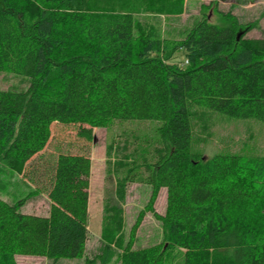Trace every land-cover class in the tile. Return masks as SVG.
<instances>
[{
    "label": "trees",
    "instance_id": "1",
    "mask_svg": "<svg viewBox=\"0 0 264 264\" xmlns=\"http://www.w3.org/2000/svg\"><path fill=\"white\" fill-rule=\"evenodd\" d=\"M87 2L0 0V71L29 80L25 90L0 89L2 170L24 172L41 149L26 128L45 134L39 121L157 122L156 155L144 182L151 189L146 210L163 239L134 247L141 210L120 264H163L179 248L182 264H264V156L208 157L194 149L192 134L195 107L264 122V38L246 37L250 26L240 30L235 20L218 24L203 15L170 51L151 54V38L136 46L130 12ZM66 8L74 14L65 30L58 9ZM177 49L183 60L176 61ZM162 188L165 209L158 213ZM30 194L14 201L0 195V264H18L16 256L53 263L81 257L89 238L84 218L54 202L46 214L22 212Z\"/></svg>",
    "mask_w": 264,
    "mask_h": 264
},
{
    "label": "rangeland",
    "instance_id": "2",
    "mask_svg": "<svg viewBox=\"0 0 264 264\" xmlns=\"http://www.w3.org/2000/svg\"><path fill=\"white\" fill-rule=\"evenodd\" d=\"M111 11L130 12L135 22L136 46L151 38V54L170 51L203 15L213 23L231 19L239 29L250 26L245 36L264 38V0H87ZM228 13L221 17L219 12ZM60 19L71 20L72 9L60 11ZM78 12V11H75ZM81 13V11H79ZM64 29L66 30L65 24ZM175 59L183 60L182 49ZM29 80L23 75L0 71V89L25 90ZM42 134L26 128L27 137L41 144L27 158L22 174L0 172V195L8 201L31 193L22 212L46 214L54 202L78 214L87 223L89 238L78 258L16 256L18 264H120V254L131 226L141 210L134 247L159 243L163 233L158 220L146 210L150 186L144 182L149 164L155 159L154 121H126L109 127L74 124L63 119H46ZM193 146L206 156L230 152L244 156H264V122L239 119L205 108H193ZM82 134H86L82 135ZM36 188L39 193L34 189ZM166 191L160 189L154 209L163 213ZM107 250V262L102 258ZM183 248L168 255L163 264H182Z\"/></svg>",
    "mask_w": 264,
    "mask_h": 264
},
{
    "label": "water",
    "instance_id": "3",
    "mask_svg": "<svg viewBox=\"0 0 264 264\" xmlns=\"http://www.w3.org/2000/svg\"><path fill=\"white\" fill-rule=\"evenodd\" d=\"M242 34H243V31H239V32L237 33V39H238Z\"/></svg>",
    "mask_w": 264,
    "mask_h": 264
}]
</instances>
